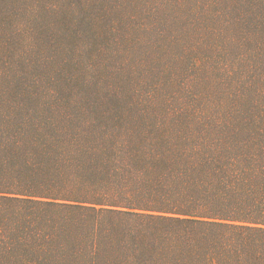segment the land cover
Returning a JSON list of instances; mask_svg holds the SVG:
<instances>
[{"label": "trees", "instance_id": "1", "mask_svg": "<svg viewBox=\"0 0 264 264\" xmlns=\"http://www.w3.org/2000/svg\"><path fill=\"white\" fill-rule=\"evenodd\" d=\"M0 264H264V0H0Z\"/></svg>", "mask_w": 264, "mask_h": 264}]
</instances>
